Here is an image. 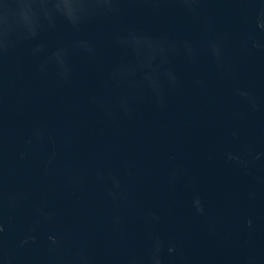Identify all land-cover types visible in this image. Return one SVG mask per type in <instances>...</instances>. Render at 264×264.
<instances>
[{
    "label": "water",
    "instance_id": "water-1",
    "mask_svg": "<svg viewBox=\"0 0 264 264\" xmlns=\"http://www.w3.org/2000/svg\"><path fill=\"white\" fill-rule=\"evenodd\" d=\"M0 264H264V0H0Z\"/></svg>",
    "mask_w": 264,
    "mask_h": 264
}]
</instances>
